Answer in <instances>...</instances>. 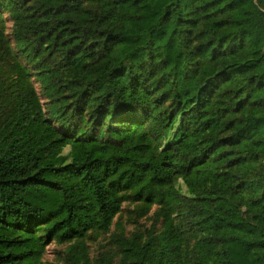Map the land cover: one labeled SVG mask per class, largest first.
Wrapping results in <instances>:
<instances>
[{
  "label": "trees",
  "instance_id": "trees-1",
  "mask_svg": "<svg viewBox=\"0 0 264 264\" xmlns=\"http://www.w3.org/2000/svg\"><path fill=\"white\" fill-rule=\"evenodd\" d=\"M6 20L0 58L24 63L0 114V264L107 233L124 202L177 213L120 242L127 264H264V0H0Z\"/></svg>",
  "mask_w": 264,
  "mask_h": 264
},
{
  "label": "rangeland",
  "instance_id": "rangeland-1",
  "mask_svg": "<svg viewBox=\"0 0 264 264\" xmlns=\"http://www.w3.org/2000/svg\"><path fill=\"white\" fill-rule=\"evenodd\" d=\"M3 19H7V16L3 15ZM0 28H3L4 36L12 43V24L6 20L0 23ZM17 63L21 65L24 62L15 59L12 54H4L0 58V114L8 115L14 109V81L18 76L13 67ZM33 83V89L39 94L40 86ZM55 126L58 129L60 127L59 124ZM69 152V148L64 150L65 155ZM176 188L186 196V188L181 182ZM165 215H170L176 222L177 213L167 211L160 205L147 207L144 202H124L120 214L107 233L91 232L84 239L65 243L44 239L45 253L40 264H127L120 242L135 240L144 243L148 239L155 242L163 233Z\"/></svg>",
  "mask_w": 264,
  "mask_h": 264
}]
</instances>
